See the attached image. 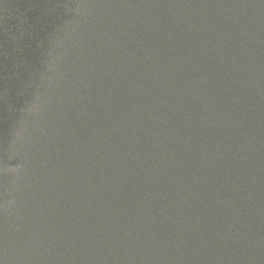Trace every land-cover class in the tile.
<instances>
[{
	"label": "water",
	"instance_id": "obj_1",
	"mask_svg": "<svg viewBox=\"0 0 264 264\" xmlns=\"http://www.w3.org/2000/svg\"><path fill=\"white\" fill-rule=\"evenodd\" d=\"M0 264H264V0H0Z\"/></svg>",
	"mask_w": 264,
	"mask_h": 264
}]
</instances>
